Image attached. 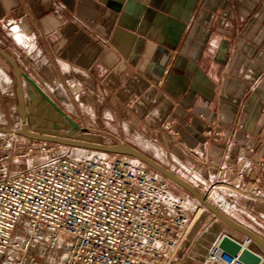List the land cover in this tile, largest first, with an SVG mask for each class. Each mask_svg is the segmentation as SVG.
I'll use <instances>...</instances> for the list:
<instances>
[{
	"label": "crops",
	"instance_id": "obj_1",
	"mask_svg": "<svg viewBox=\"0 0 264 264\" xmlns=\"http://www.w3.org/2000/svg\"><path fill=\"white\" fill-rule=\"evenodd\" d=\"M0 46L72 130L148 150L185 181L235 184L237 154L264 161V0H0ZM225 214L264 240V202ZM223 234L244 240L204 208L171 264H206Z\"/></svg>",
	"mask_w": 264,
	"mask_h": 264
},
{
	"label": "built area",
	"instance_id": "obj_2",
	"mask_svg": "<svg viewBox=\"0 0 264 264\" xmlns=\"http://www.w3.org/2000/svg\"><path fill=\"white\" fill-rule=\"evenodd\" d=\"M13 115L10 124L5 115L0 120V264L172 263L193 217L187 199L175 196L168 180L126 155L71 148L43 156L54 144L22 136L18 112ZM245 152L254 149L246 146ZM19 157L26 160L23 169ZM235 159L236 170L226 166L235 184L197 172L187 181L223 213L231 200L264 202L258 181L247 192L239 187L246 171L264 174V161L244 153ZM206 264L242 263L217 242Z\"/></svg>",
	"mask_w": 264,
	"mask_h": 264
},
{
	"label": "water",
	"instance_id": "obj_3",
	"mask_svg": "<svg viewBox=\"0 0 264 264\" xmlns=\"http://www.w3.org/2000/svg\"><path fill=\"white\" fill-rule=\"evenodd\" d=\"M0 57L5 59L12 67L14 72V77L16 81V89L18 92V102L21 114L25 111V100L23 97V85L22 79L26 81L30 86H32L38 94L43 98V100L49 104L62 118H64L73 128L80 130L77 123L72 121L65 113L51 100V98L26 74L21 73L20 69L14 60V58L2 48H0ZM20 134L29 140L44 142L54 145H59L62 147L84 150V151H95L105 154H119L130 156L141 163L145 164L151 170L158 173L160 176L178 186L190 196H192L196 201L201 203L206 210L213 214L218 220L223 224L231 228L232 230L240 233L242 236L251 240V244L245 245L240 243L239 240L233 238L228 234H223L220 236L218 241V248L222 250L226 255L231 258H237L242 264H264V240L260 238L257 234L241 225L240 223L234 221L225 213L217 209L212 203L208 202L203 198L198 191L190 185L187 181L176 175L174 172L163 167L154 159L146 156L139 150L122 143L117 144H102L94 141L80 140L76 138L60 137L50 134L38 133L35 131H29L24 126L21 128Z\"/></svg>",
	"mask_w": 264,
	"mask_h": 264
},
{
	"label": "rangeland",
	"instance_id": "obj_4",
	"mask_svg": "<svg viewBox=\"0 0 264 264\" xmlns=\"http://www.w3.org/2000/svg\"><path fill=\"white\" fill-rule=\"evenodd\" d=\"M22 92L25 100L26 118L29 120V128H31L33 131L60 137L69 138L72 136L76 139L86 141L93 140L94 142L97 141V143L102 144H117L115 142H107V140L99 138H90L82 133H78L76 130H72L71 125L64 118L59 116V114L49 104H47L38 94V92L28 83L24 85ZM45 93H50L53 95L56 92L45 91ZM86 94L89 95L88 92H86ZM88 98L90 97L88 96ZM18 106L19 102L13 70L7 63H5V60L0 57V120L3 119L2 117L5 115L6 122L10 124L11 121L14 120V112H18L19 110ZM71 120L74 121L73 119ZM74 122L77 123L76 121ZM69 151H71V148L54 145V147H50L43 156L49 157L55 155L56 153L62 154ZM143 152L146 156L152 158L148 150H144ZM38 158L39 156L36 155L35 164L38 163ZM18 160L21 163V169H23L24 165L26 164L25 158L19 157ZM169 187L170 191L175 196H184L187 199L188 208L190 210V214L193 217L196 208L199 206L197 201L184 190L171 182H169Z\"/></svg>",
	"mask_w": 264,
	"mask_h": 264
},
{
	"label": "bare ground",
	"instance_id": "obj_5",
	"mask_svg": "<svg viewBox=\"0 0 264 264\" xmlns=\"http://www.w3.org/2000/svg\"><path fill=\"white\" fill-rule=\"evenodd\" d=\"M17 40L19 43H21V45L23 44V38L22 37H17ZM17 90V89H16ZM17 97H18V92H17ZM19 110H18V115L20 116L19 119H20V122L22 124V126H24L27 130L30 131V128H29V120L26 118V111H24L22 114H21V111H20V107L18 106ZM77 150V149H76ZM81 151V150H79ZM211 199V198H210ZM209 199V200H210ZM209 202V201H208ZM199 207L196 209V213H195V217H194V220L192 219V225H193V222L198 219L199 215L201 214L202 210L204 209V206L201 204V203H198Z\"/></svg>",
	"mask_w": 264,
	"mask_h": 264
},
{
	"label": "flooded vegetation",
	"instance_id": "obj_6",
	"mask_svg": "<svg viewBox=\"0 0 264 264\" xmlns=\"http://www.w3.org/2000/svg\"><path fill=\"white\" fill-rule=\"evenodd\" d=\"M0 48H1V46H0ZM2 58V57H1ZM60 116V115H59Z\"/></svg>",
	"mask_w": 264,
	"mask_h": 264
}]
</instances>
